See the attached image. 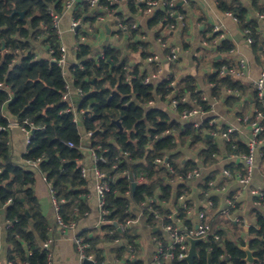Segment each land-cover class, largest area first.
<instances>
[{"label": "trees", "instance_id": "obj_1", "mask_svg": "<svg viewBox=\"0 0 264 264\" xmlns=\"http://www.w3.org/2000/svg\"><path fill=\"white\" fill-rule=\"evenodd\" d=\"M67 1L0 0V83L4 86L0 88V209L3 207L5 219L10 223L6 230V259L11 264H47L43 243L50 236L48 222L33 189L36 173L13 161L8 144L10 118L21 124L26 120L33 122L38 128L23 158L25 161L44 160L38 169L56 191L63 222L76 223L89 210L86 199H83L87 180L83 178L82 165L78 163L83 158L82 136L74 114L66 112L71 104L63 99L70 78L74 87L83 91L76 109L85 111L80 115L85 132H92L89 150L95 149L103 158L96 167L104 174L103 181L110 187L104 209L108 211L106 218L111 222L103 224L100 230L95 229L90 238L82 236L90 244L89 251L94 253L95 264L105 261L102 250L97 247L101 239L112 242L124 240L119 244L120 256L128 251V247L123 245L125 242L132 248L137 246L135 231L128 225L133 218L130 209L134 206L143 208L152 227H157L159 222L155 217L156 211L165 223L172 221L169 219L172 215L173 219L177 217L192 228L186 209L178 201L186 193L188 180L183 179L177 185L169 183L176 177L163 162L169 158L174 170L183 176L197 168L194 161L183 162L179 160L181 153H174L178 143L183 144L185 138L192 137L194 145L206 143L207 148L202 152L206 158L217 151L211 140H205L202 130L193 125L184 129L180 123L172 121L167 112L157 107H146L148 103L155 102L157 93L164 97L169 94V81L157 86L145 84L139 65L129 69L127 59L120 58V51L108 46L104 59L93 58L91 46L87 42L79 43L76 58L80 63L65 70L57 61L37 58L39 42L55 49L59 57V39L48 8L61 14ZM89 7L88 3L79 2L74 16L80 19L79 16L88 12ZM175 7L177 5L156 11L148 26L165 24L166 18L173 20L174 15H170V11ZM220 8L229 10L228 1L220 0ZM21 12H24L23 18ZM93 19H86V22ZM142 33L141 29L133 31L135 35ZM140 45L144 46V41L131 44V51L138 52ZM231 48L232 45L222 43V49ZM214 81L219 88L240 89L242 85L230 76L220 79L217 74ZM189 83L190 80H186L180 88V97L187 90H194V85ZM260 102L257 103L263 109L264 100ZM186 108H189L188 104L179 103V111ZM205 128L209 127L205 125ZM169 129L177 133H166ZM69 143L73 146L70 147ZM239 146L247 153L248 148L243 143ZM158 159L160 163H157ZM140 177L143 180L137 182ZM208 180L201 185L202 189L209 190ZM134 182L137 184L135 189L132 188ZM173 197L176 209H165L162 203H170ZM255 214L257 224L249 227L247 241L255 251V264H264V213L255 210ZM232 224L235 231L239 230L238 226L240 230L244 229V224ZM153 235L156 242L164 241L160 230L153 231ZM247 241L235 237V233L229 237L227 231L214 230L211 225L208 235L196 244L198 256L195 264H207L209 254L212 264H247L244 260L246 254L241 248ZM128 264H141V261L130 260ZM172 264L186 262L175 259Z\"/></svg>", "mask_w": 264, "mask_h": 264}, {"label": "crops", "instance_id": "obj_2", "mask_svg": "<svg viewBox=\"0 0 264 264\" xmlns=\"http://www.w3.org/2000/svg\"><path fill=\"white\" fill-rule=\"evenodd\" d=\"M81 1L75 0L72 9H64L61 13V37L67 48L68 59L66 69L80 63L76 58L80 31H86L84 32L85 42L91 46L93 58L99 57L108 46L112 47L120 51L121 59H127L129 69L139 65L140 75H144V83L156 71L155 64L150 63L149 58L159 56L162 61V72L156 80H149L146 84L157 86L163 81H169V94L164 97L157 93L155 102L148 103L146 107L148 109L157 107L167 112L170 119L180 123L182 128L193 125L196 129L202 130L205 140H211L217 148L212 156L206 158L202 156V152L207 148L206 143L194 145L192 137L185 138L186 141L183 144L178 143L174 153H181L179 160L194 161L197 165V168L188 173L200 172L199 178L187 181L188 188L181 196L183 199L178 200L179 204L186 209V215L193 224L192 228L198 224L200 212H204L206 221L213 226L214 230L227 231L229 237L235 233V237L239 236L247 241L249 227L257 224L255 210L264 213V199L259 200L253 195L256 189L264 195V146L261 148V153L260 150L258 152L250 184L244 186L237 179L239 175H245V164L241 155L246 152L241 150L239 144L243 143L247 148V142L252 138L251 124L254 121L255 112L258 110L264 113V107L261 109V105H258L261 102L255 85L264 66V17H262L264 16V0H227L229 10L220 8V0H187L184 3H177V7L170 11V15H174L173 20L169 21L166 18L165 24L159 23L153 26H148V23L154 13H147L146 6L143 7V1L121 0L117 10L123 15L122 19L131 31L128 35L119 33L112 21L99 22L97 12L91 7L88 12L79 16L85 26L72 31L73 9H76ZM90 18L94 19L86 22V19ZM140 29L142 34H133L134 30ZM87 33L91 34V38L87 37ZM249 38L253 40L252 43L248 42ZM139 41H144V46L140 45L139 51L133 53L130 46ZM223 42L232 45V48L222 49ZM36 50L37 58L50 57L49 46L39 42ZM173 54L177 56L174 61L169 59ZM244 72L242 76L237 75ZM216 74L220 79L230 76L242 82L241 88L227 86L219 88L214 81ZM67 77L70 78V74ZM186 80H190L189 84L194 85L195 88L193 91L187 90L180 97L179 90ZM173 81L174 87L171 86ZM67 87V101L76 108L83 94L79 88L74 87L72 78L67 81ZM182 98L187 99L186 104L189 108L179 111V104L176 105L173 101L175 99L181 101ZM193 110H198L199 113L189 118L184 117V111ZM4 112L6 113L5 110ZM14 122L15 120L10 118L8 144L13 161L19 165H26L23 158L28 148L26 133L14 125ZM77 124L82 136L83 154V158L78 163L88 171L87 177H83L87 180V185L83 188L85 190L83 199H86L89 210L80 217L74 228L63 229L57 225V215L50 198L49 184L38 168L26 165L36 173L33 189L42 214L48 222L49 236L53 240L52 264H85L80 259L74 238L76 235L90 238L95 234V229L100 230V227L105 224L101 222L103 215L97 192L100 179L95 172L89 152L90 137L82 127L80 114H78ZM205 125L209 128H205ZM229 130H231L230 140L226 141L224 134ZM166 133L176 134L177 131L169 129ZM168 160L169 158H166L163 164L167 169H169L167 166H170L174 170L175 168ZM226 171L231 174V177L225 175ZM173 175L176 180H169V183L173 185L179 184L183 179L187 180V176L175 170ZM141 180H143L142 177L138 178L137 182ZM206 180L209 181V190L201 187ZM207 193L208 196H206ZM232 198H235V206L226 213L227 200ZM208 200H212L211 207L207 205ZM148 204L149 202L146 203ZM162 204L165 209H176L174 197L170 203ZM130 212L133 218L128 225L135 231L137 246L132 248L125 242L123 245L128 247V251L120 256L119 244L124 243V240L118 239L112 242L101 239L97 247L102 250L105 259L102 264H128L130 260L141 261V264L154 263L158 242L153 231L160 230L165 237L163 223L158 222L157 227H152L140 206L132 207ZM7 222L2 207L0 209V259L4 264H8L6 259L8 251L6 230L9 229ZM181 222L184 223L183 220ZM232 222L244 224L242 225L244 229L240 230L241 227L238 226L240 231H235L236 228ZM88 253L94 254L90 251ZM93 257L95 264V256Z\"/></svg>", "mask_w": 264, "mask_h": 264}, {"label": "built area", "instance_id": "obj_3", "mask_svg": "<svg viewBox=\"0 0 264 264\" xmlns=\"http://www.w3.org/2000/svg\"><path fill=\"white\" fill-rule=\"evenodd\" d=\"M82 1L88 3L90 5V7L92 9H94L95 12H97L96 13L97 14V20L99 22L112 21L115 23V29L119 33H123L125 35H128L131 32L130 29L127 27V25L125 24V22L122 19L123 15L120 14L119 11L117 10V7L120 5L121 0H82ZM141 1H143L144 5L146 6L145 10L147 11V13H155L156 11H158L160 9L173 7L177 3L187 2V0H141ZM74 2H75V0H68L65 3L64 9H67V10L72 9ZM75 10L76 9H73V12H76ZM48 13L52 19L53 27L56 30L57 36L59 39V57L56 56V50L53 49L52 47H50L49 48V56L50 57L48 59L53 60V61H57V63L65 70L67 67L68 59H67V48H66L64 42L62 41L63 39L61 37V34H62L61 14L57 13L51 7L48 8ZM262 17H264V16H262ZM81 26L82 27L85 26L83 21L81 19H78V18L73 16V18L71 20L72 31L79 30V28ZM134 27H136V26L134 25ZM84 32L86 33V31H84ZM84 32L80 31V34L78 35L77 46L79 43L86 41L85 40L86 37L84 35L85 34ZM248 42L252 43L253 40L251 38H249ZM77 46H76V48H77ZM99 57H100V59H104L105 52H102ZM176 58H177V56L175 54H173L171 57H169V59L172 61H174ZM149 62L155 64L156 71L152 75L151 78L146 80L145 84L148 83L149 80H153V79L156 80L158 78V75L162 72V65H161L162 61L159 58V56L150 57ZM243 66H244V63H243ZM244 74H245V72L244 73H237V75H240V76H242ZM255 85H256V88L258 90V95H259L260 100H264V66H263L260 77L255 81ZM171 86L174 87V81L171 83ZM2 87H4V86H3V84L0 83V88H2ZM80 92L83 94V91L81 89H80ZM67 98H68V95L66 93V94H64L63 99L65 101H67L68 100ZM186 101H187L186 98H182L181 101L179 99H175V101H173V103L177 105V104L182 103V102L186 103ZM150 104H152V103H150ZM66 112L73 113L74 114V120L76 122H78V114H81V113L83 114L85 111L82 110V111L78 112L75 107L71 106L67 109ZM198 113H199L198 110H193V111H189V112L184 111V117L189 118L192 115H196ZM263 121H264V113L262 111L256 110L254 121L251 124V126H252V138L247 142L248 151H247V153L241 155V157L244 161V164H245V175H239L237 177L239 183L244 185V186H247L250 184L251 177H252L254 170H255V167H256V158L258 156V152L260 150V153H261V148L264 146V125H263ZM13 124L20 127L22 129V131H24L26 133V137H27L26 143H27V147H28L29 144L31 143L32 138H34L36 136L38 128L34 125L33 122H29L27 120L23 124L18 123L17 121H15ZM1 130H5V128H1ZM230 132H231V130H229L228 133L224 134L226 141L230 140ZM87 135L89 137H91L92 132H89ZM68 145L70 147L73 146L72 143H69ZM89 152H90L91 157H92L93 165L95 167V172L100 179V183L97 185V192H98V195L100 197V207H101V211H102V215H103L101 222L102 223H107V222L110 223L111 221L106 218L108 211H106L104 209L105 197H106V194L110 191V187L108 184H106L103 181L104 174L101 173L96 167L97 163L100 160H102L103 158L96 152L95 149H90ZM43 161L44 160L42 158H39L35 161L27 160L25 162H26V165H28V166H33L35 168H39V165ZM160 162H161V160L158 159L157 163H160ZM167 167L169 168L171 174H174V170L170 166H167ZM81 173H82L83 177H87V175H88V171L85 168H82ZM225 175L231 177V174L227 171L225 172ZM199 177H200L199 171H192L191 173H188L187 180H195ZM44 179L46 180L45 175H44ZM49 189H50L49 190L50 198H51V201H52L53 206H54L55 211H56L57 221H58L59 226L63 229L74 228L75 224H76L75 222H71L69 224H66L63 222L61 216L59 215L60 200L56 196V191L51 187L50 184H49ZM223 190H226V189L223 188ZM253 195L258 197L259 200L264 199V195L261 193V191H259L257 189L255 191H253ZM206 196H208V193L206 194ZM180 199H183V197H181ZM234 200H235V198L227 200L228 208L226 209V213L229 212L230 208L235 206ZM9 202H11V200ZM257 204L259 205V202H257ZM207 205L209 207H211L212 206V200H208ZM154 212H155V217L159 220V222L163 223L162 225H163V232L165 234V237H164V241H161V240L158 241V246H157L156 254L154 256V261H153L154 263L153 264H172V261L175 259L184 260V258L187 256L188 250H189L188 237L205 238L211 229V225L206 221V215L204 212H200V214L198 215L199 222L195 228H189L183 222H181V220H179V219L175 220L172 218V216H169V219H172V221L165 223L163 218L160 216V214L156 211H154ZM128 223H129V221H128ZM6 225H10V223L7 222ZM74 242H75L76 247L78 249L80 259L82 261H85V260L94 261L93 255L88 253L89 248H90V244L81 235H76L74 238ZM52 243H53V240L51 238H49L45 243H43V249L47 251V260H48L47 264H52V252H51ZM7 263L11 264V262H7ZM0 264H4L1 259H0Z\"/></svg>", "mask_w": 264, "mask_h": 264}, {"label": "water", "instance_id": "obj_4", "mask_svg": "<svg viewBox=\"0 0 264 264\" xmlns=\"http://www.w3.org/2000/svg\"><path fill=\"white\" fill-rule=\"evenodd\" d=\"M20 14H21V18H23L24 12H21ZM116 122L120 124L119 121H116ZM136 186H137V184L134 182L132 184V188L135 189ZM201 239H203V238L188 237L190 246H189L188 254L184 258V261L186 262V264H195V258H197V256H198V253L196 251V244ZM241 248L246 254V256L244 258L245 262H247V264H255V262L257 260L254 257L255 251L250 248L249 241H247L246 244L244 246H242ZM84 262H85V264H94V262L91 260H85ZM207 264H212L210 254L208 255V263Z\"/></svg>", "mask_w": 264, "mask_h": 264}, {"label": "rangeland", "instance_id": "obj_5", "mask_svg": "<svg viewBox=\"0 0 264 264\" xmlns=\"http://www.w3.org/2000/svg\"><path fill=\"white\" fill-rule=\"evenodd\" d=\"M86 35H87L88 38H91V36H90L91 34H88V33H87ZM38 46H39V45H38Z\"/></svg>", "mask_w": 264, "mask_h": 264}]
</instances>
